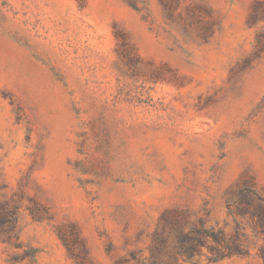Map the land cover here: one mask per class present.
I'll return each instance as SVG.
<instances>
[{
    "label": "rangeland",
    "instance_id": "1",
    "mask_svg": "<svg viewBox=\"0 0 264 264\" xmlns=\"http://www.w3.org/2000/svg\"><path fill=\"white\" fill-rule=\"evenodd\" d=\"M258 195L264 0H0V264H264Z\"/></svg>",
    "mask_w": 264,
    "mask_h": 264
},
{
    "label": "trees",
    "instance_id": "2",
    "mask_svg": "<svg viewBox=\"0 0 264 264\" xmlns=\"http://www.w3.org/2000/svg\"><path fill=\"white\" fill-rule=\"evenodd\" d=\"M258 200H260V202L258 203L257 206L253 207L250 209V213L256 218V225L259 229V231L261 233L264 234V197L262 196H257ZM253 197L250 196L249 194L244 195L243 197V202L250 205L253 202ZM193 231H195L198 235H202V236H212L216 241H225L224 236L221 232H210L206 229H201V228H192ZM197 243L198 244H203V240L202 238L198 237L197 238ZM195 247H192L191 249L194 250ZM226 252L220 254L221 256L225 255V254H231V253H235V252H241V247L238 243L236 242H230L227 241L226 244ZM263 256H264V249L262 250ZM152 264H157L156 262H153Z\"/></svg>",
    "mask_w": 264,
    "mask_h": 264
}]
</instances>
